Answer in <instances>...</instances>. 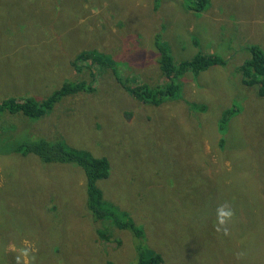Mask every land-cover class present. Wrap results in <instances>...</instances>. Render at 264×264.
I'll list each match as a JSON object with an SVG mask.
<instances>
[{
	"label": "rangeland",
	"instance_id": "374dc122",
	"mask_svg": "<svg viewBox=\"0 0 264 264\" xmlns=\"http://www.w3.org/2000/svg\"><path fill=\"white\" fill-rule=\"evenodd\" d=\"M192 1L0 0V103L11 95H31L40 101L66 76L87 81L95 76L91 91L60 99L39 119L1 111L0 147L10 145L3 137L24 129V135L29 130L36 134L33 136H59L72 147L107 157L111 172L98 182L99 187L105 198L128 211L135 224L144 229L139 240L161 253V264L212 260L224 264L222 256L228 255L225 247L221 250L219 245L203 240L204 226L195 235L191 233L194 227L188 228L187 243L181 244L182 220L167 223L163 218L172 219V209H179L183 203L190 201L195 206L204 200L195 197L193 187L207 178L213 185L216 175L229 202L216 206L219 211L231 206V212L226 211L231 213L230 218L221 223L222 233L229 235L230 231L236 238L237 221L256 220L259 215L264 218L258 213L264 207V171L248 174L249 183L255 186L241 178V173L251 172L252 166L240 161V145L231 134L242 132L249 136V142H256V135H261L258 120L264 125V102L255 94L256 88L248 91L242 86L235 70L250 56L249 45H258L264 51V0H208L207 8L201 11L189 7ZM156 33L177 61L188 60L201 51L218 54L227 63L180 76L178 98H167L157 106L145 104L123 86L161 82L154 60L159 53ZM89 50L106 55L115 71L99 65L76 71L75 56ZM192 100L203 109L190 107ZM233 105L241 109L228 121V148L222 152L217 139L208 134ZM212 117L216 120L208 122ZM153 138L160 145L157 160L151 150ZM145 163L153 164L154 170L131 177L133 170H141ZM72 172L79 184L82 175L77 167L45 166L32 155L13 152L0 155V188L9 186L8 193L0 196V227L9 226L2 221L7 217H1V210L10 206L28 221L38 215L42 224L34 230L21 229L18 224L5 230L0 235V264H128L134 253L128 230L110 226L112 237H118L121 243L112 238L89 246L91 226L82 217V199L80 207L77 191L70 185ZM44 175L51 180L64 177L59 198L65 205L56 219L49 218L38 201L33 207L17 201V196L43 192ZM115 193L123 196L118 198ZM245 195L253 199L254 210L240 206L239 200ZM204 217V212L198 214V219ZM52 223L56 225L54 230L50 228ZM254 264L263 262L256 260Z\"/></svg>",
	"mask_w": 264,
	"mask_h": 264
},
{
	"label": "trees",
	"instance_id": "16d2710c",
	"mask_svg": "<svg viewBox=\"0 0 264 264\" xmlns=\"http://www.w3.org/2000/svg\"><path fill=\"white\" fill-rule=\"evenodd\" d=\"M15 4L17 5V3ZM218 4L220 5L219 1ZM207 5L208 0H194L192 1V5L189 4V7L195 9V11H201L203 9L205 10ZM154 39L155 46L159 52L154 60L162 75L160 79L161 82L149 84L143 81L132 85L123 83L126 84L123 87L129 94L139 98L140 101L145 104L149 102L153 106H157L167 98L176 99L181 90L180 76L186 77V74L189 72L198 73L206 70L210 66H223L227 63V60L218 54L203 53L201 51H197V53L188 60L177 61L167 48L169 47L168 44L162 41L160 34L156 33ZM32 49H34V47H32ZM248 51L250 52V56L236 67L235 70L239 72V81L242 86H246L248 91L250 88H256L255 94L264 102V51L255 44L249 45ZM91 65L108 66L115 71V66L112 65V61L106 55L98 51H82L77 54L73 60V67L79 72L88 70ZM94 80V75L89 81L66 76L65 80L58 84V87H54L50 94L40 101L36 100L31 95H25L24 97L9 96L0 103V112L22 113L25 117L30 119H39L51 110L61 98L75 93L91 91L93 89L91 85ZM197 84L199 85V83ZM237 104L239 103H236V105ZM189 105L193 108L203 109L201 106L198 107L197 101L195 100H192ZM236 105L227 108L218 121L213 117L207 120L208 122H214L215 120L217 122L216 128L212 129L208 136L212 137L213 140L217 139V147L222 152L228 148V144L226 143L228 137H226L225 133L226 126L229 123L228 121L241 109V107H237ZM258 122L261 126V135H256L258 137L256 142H249V136L247 134H242V132L238 136L231 133L240 145L238 153L240 161L242 163H251L252 166L251 172L241 173V178H245L246 183H249L250 179L248 174H258L260 170L264 171V125H262L261 120H258ZM243 124H248L245 118L243 119ZM3 131L6 132L7 130ZM33 135L36 134L29 130L27 134L24 135V129L11 137H3L2 135L3 139L9 142L10 145L0 147V155H6L7 152H13V154L22 156L32 155L45 166L71 165L80 169L82 175L80 183L77 184L75 182L73 178L74 172L70 174L69 182L70 185L73 184L72 188L77 191L78 204L80 207L82 199V217L88 220L87 223L91 226V235L88 241L90 247L93 248L96 246L95 243L103 242V240L109 241L112 238H115L114 240L121 243L118 237H112L109 230V227L112 226L113 228L128 230L132 234L131 245L134 253H132V257L128 261V264H161L163 262L161 253L148 247L144 242L139 240L141 234L144 233V229L135 224L128 211L119 209L111 200L105 198L103 190L99 187L98 182L107 179L111 172V163H109L107 157L95 156L85 149L72 147L68 145L63 138H59V136L47 138L48 136L46 137L45 135L43 137ZM159 149V142L153 138L151 150L154 151V159L156 160L158 159L156 154L159 152ZM255 150H257V152ZM195 164L198 163H194L193 165L196 166ZM145 166L146 167L141 170H133V175L131 177H134L135 174L138 175L139 172L146 173L148 170H154L153 164L145 163ZM221 168L227 170L224 165H222ZM114 169H116V167H114ZM219 177L218 175L214 177L213 185H211V181L208 178L203 181L204 186L202 182H196L195 185H198V187H193L195 197L205 199L199 201L195 206H191L189 201L188 203H183L179 209V206L177 208L174 207L172 209V219L168 217L163 219L167 223H172L173 221L177 223L179 220H182L180 229L184 237L180 238L181 244L187 243L188 239L185 235H188V228L193 226L194 229L191 233L195 235L199 227L204 226L203 230L206 234L202 239L207 243L211 242L213 246L219 245L220 249L221 247H225L226 250L223 251L228 255L222 256L224 264H254L256 260L262 261L264 264V241L262 240V238H264V230L261 229L264 218L262 216L259 215L256 220L250 219L243 221L241 219L237 221L236 226L238 228V233L235 236L236 238H234L230 231L229 235L221 232L220 221L221 219L224 221L226 217L220 216L221 211H219L216 204L220 205L228 201L224 194V186L220 182ZM63 180L64 177L51 180L44 175L43 185L45 189L43 192L35 190L34 193L27 195V197L17 196V201L20 204L31 205L32 207V204L38 201L39 208L45 210L49 218L56 219L61 214L62 208L65 205V202L60 201L59 198L60 195L63 194L60 187V183ZM224 181L228 183L227 179ZM249 184L255 186L252 183ZM8 188L9 186L7 184L1 187L0 196H3V193H6ZM167 188L172 190V185L167 186ZM11 190L12 189H10V191ZM33 194H37L38 196L30 198ZM115 194H117L116 197L118 198L123 196L118 193ZM250 195L253 196L252 193ZM246 197L245 195L239 200L240 206L248 210H254L256 204L253 199ZM74 207H76L75 203ZM191 207L192 209L189 210ZM230 207L231 206H226L225 212H231ZM28 208L30 209V207ZM200 212L205 213V217L201 220L198 219V214ZM258 213L264 215V207ZM1 217H7L2 219V221L5 220L4 222L7 224L9 223V226H1L0 235L8 228H13L11 226H16L17 224L21 229L28 227L33 230L42 226L38 215L33 217L31 221H28L24 219L22 215H18L17 208L12 206H10L9 209L5 207L1 210ZM101 221H103L102 225L99 224ZM231 221L233 222V220ZM50 228L54 230L56 225L52 223ZM107 263L113 264L111 261H107ZM201 264H216V262L212 260Z\"/></svg>",
	"mask_w": 264,
	"mask_h": 264
},
{
	"label": "clouds",
	"instance_id": "9594fccd",
	"mask_svg": "<svg viewBox=\"0 0 264 264\" xmlns=\"http://www.w3.org/2000/svg\"><path fill=\"white\" fill-rule=\"evenodd\" d=\"M127 84H129V85H132V83H127ZM82 93V92H81ZM72 95V94H71ZM69 96V95H68ZM62 99V98H61ZM231 215V213L230 212H225V211H221L220 212V216L221 217H227V216H230ZM221 223H223L224 221H223V219H221V221H220Z\"/></svg>",
	"mask_w": 264,
	"mask_h": 264
}]
</instances>
